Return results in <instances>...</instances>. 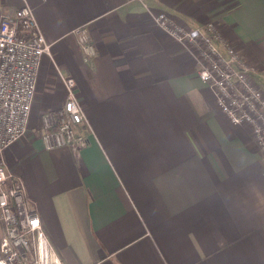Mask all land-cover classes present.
Segmentation results:
<instances>
[{
    "label": "crops",
    "instance_id": "1",
    "mask_svg": "<svg viewBox=\"0 0 264 264\" xmlns=\"http://www.w3.org/2000/svg\"><path fill=\"white\" fill-rule=\"evenodd\" d=\"M23 5L52 54L30 130L5 159L63 264H264V146L155 21L161 11L186 27L215 20L264 84V0H0L6 13ZM60 73L76 79L91 126L79 151L40 137L41 115L66 98Z\"/></svg>",
    "mask_w": 264,
    "mask_h": 264
},
{
    "label": "built area",
    "instance_id": "2",
    "mask_svg": "<svg viewBox=\"0 0 264 264\" xmlns=\"http://www.w3.org/2000/svg\"><path fill=\"white\" fill-rule=\"evenodd\" d=\"M156 24L188 47L198 64V76L234 125L247 124L264 146V84L257 67L226 42L215 20L186 27L161 11ZM85 57L96 48L85 28L77 29ZM52 44L38 24L33 8L13 13L0 7V264H63L37 208L29 201L23 178L7 165L5 151L30 130L40 65ZM66 98L40 117V137L46 149L89 143L91 129L79 99L77 81L61 74ZM90 127V128H89Z\"/></svg>",
    "mask_w": 264,
    "mask_h": 264
},
{
    "label": "rangeland",
    "instance_id": "3",
    "mask_svg": "<svg viewBox=\"0 0 264 264\" xmlns=\"http://www.w3.org/2000/svg\"><path fill=\"white\" fill-rule=\"evenodd\" d=\"M218 27V26H217Z\"/></svg>",
    "mask_w": 264,
    "mask_h": 264
}]
</instances>
